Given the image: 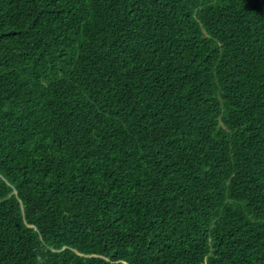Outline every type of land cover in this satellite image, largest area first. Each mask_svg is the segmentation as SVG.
<instances>
[{
    "label": "trees",
    "instance_id": "16d2710c",
    "mask_svg": "<svg viewBox=\"0 0 264 264\" xmlns=\"http://www.w3.org/2000/svg\"><path fill=\"white\" fill-rule=\"evenodd\" d=\"M0 264H264V0H0Z\"/></svg>",
    "mask_w": 264,
    "mask_h": 264
}]
</instances>
